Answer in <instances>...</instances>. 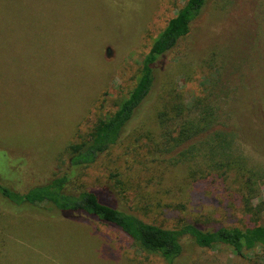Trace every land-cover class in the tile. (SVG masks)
Segmentation results:
<instances>
[{
  "label": "rangeland",
  "instance_id": "1",
  "mask_svg": "<svg viewBox=\"0 0 264 264\" xmlns=\"http://www.w3.org/2000/svg\"><path fill=\"white\" fill-rule=\"evenodd\" d=\"M187 1L0 0V183L26 192L66 171L68 145L129 96L153 41ZM161 62L141 120L73 184L112 189L119 206L162 225L264 224V0H209ZM200 98L255 172L246 198L252 174L238 163L219 170L226 178L194 181L187 165L155 159L158 110H194ZM183 244L176 264H264V246L240 255L189 237ZM0 264L168 262L98 221L67 218L53 204L14 205L0 193Z\"/></svg>",
  "mask_w": 264,
  "mask_h": 264
},
{
  "label": "trees",
  "instance_id": "2",
  "mask_svg": "<svg viewBox=\"0 0 264 264\" xmlns=\"http://www.w3.org/2000/svg\"><path fill=\"white\" fill-rule=\"evenodd\" d=\"M208 1L188 0L169 20L146 54L138 81L129 96L113 113L98 116L88 136H81L68 145L66 171L26 192L0 183L2 196L14 205L53 204L67 218L98 221L116 229L140 247L159 253L168 264H176L183 254L185 237L200 247L225 244L240 255L264 246V224L206 227L187 221L178 226L162 225L147 220L131 208L119 206L112 197V189H79L73 184L81 168L97 162L106 150L123 140L132 125L141 120L144 107L156 90L161 59L190 33L193 21L203 14ZM193 107L194 110L165 105L158 110L157 121L162 132L154 147L155 159L187 165L188 176L194 181H206L216 176L226 178L227 173L219 170L234 162L243 170L249 169L244 159L234 154L235 136L228 131L216 107L201 98L196 99ZM249 171L252 175L247 176L243 186L245 198L251 194L252 178H256L255 172ZM250 202L246 205L248 209L252 206Z\"/></svg>",
  "mask_w": 264,
  "mask_h": 264
}]
</instances>
